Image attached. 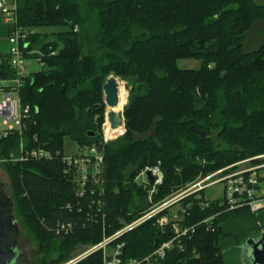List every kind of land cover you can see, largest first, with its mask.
I'll list each match as a JSON object with an SVG mask.
<instances>
[{
	"label": "trees",
	"instance_id": "16d2710c",
	"mask_svg": "<svg viewBox=\"0 0 264 264\" xmlns=\"http://www.w3.org/2000/svg\"><path fill=\"white\" fill-rule=\"evenodd\" d=\"M16 11L26 37L18 44L22 59L41 68L19 76L10 55L0 56V80L21 82L17 96L28 109L20 131L0 138V160L16 223L46 259L53 256L48 264L99 245L199 176L264 154V40L247 48L248 34L264 26V0H18ZM183 60L201 64L181 70ZM110 76L128 89L125 132L100 145L102 86ZM66 138L103 152L98 182L88 181L82 196L65 172ZM38 151L49 157L30 155ZM154 167L159 185H139L137 176ZM202 194L178 202L182 227L193 230L182 250L175 246L153 264H228L227 252L257 224L264 229V211L223 213ZM163 214L108 247L120 244L123 261L143 260L172 239L156 226ZM240 217L250 218L252 232L224 231ZM101 260L96 251L76 264Z\"/></svg>",
	"mask_w": 264,
	"mask_h": 264
},
{
	"label": "built area",
	"instance_id": "2783aa9c",
	"mask_svg": "<svg viewBox=\"0 0 264 264\" xmlns=\"http://www.w3.org/2000/svg\"><path fill=\"white\" fill-rule=\"evenodd\" d=\"M18 0H0V22L6 23L12 26L11 32L9 33L8 42L10 44L8 53L11 57L10 66L14 68L19 76H25L24 61L22 59V54L19 51L18 44L20 41L25 40V35L21 32L19 28L16 27V8ZM21 86V82L18 79L14 81H2L0 80V91L2 95L0 96V138L5 137L10 132L20 131L22 128L21 119L23 114L28 112V109H21L19 96H17V89ZM8 89L3 91L2 89ZM117 138V136L115 137ZM108 137L102 138L100 145L107 144L110 140ZM100 148V147H99ZM34 158H44L49 157L47 152H32L30 154ZM103 152L98 149V146H89L84 149V152L80 153L79 162L75 158L70 156L63 158V163L67 167L65 172L70 175L72 179L76 182L79 187L76 194L82 196L84 193V187L91 181L92 183L98 182V175L101 171ZM264 155L248 159V163L252 162V165H244L241 167L243 162L230 165L227 168L221 169L219 172H215L209 177V179H214V182L205 184V179L198 181L187 189H181L176 191L171 195L169 200L159 203V205L145 218L132 223L131 225L125 226L120 232L115 233L112 238H105L99 245L95 246L96 250H102V260L101 264H153L159 262L163 259L166 253L176 247L182 250L181 240L188 237L189 232H193L192 228L182 227V212L178 214L174 213L173 216L169 215V208L173 207L174 204L178 203L180 200L187 198L190 195H197L204 190V188L210 185L216 186V184L221 185L223 189L222 197L216 200L220 207H222L227 213L233 211H245L248 210L250 214H258L264 211ZM22 160V159H21ZM94 168V170H93ZM236 169L235 171H230L231 169ZM159 179V180H158ZM158 179L154 186L159 185L162 180L160 174H158ZM148 181H145L147 185ZM153 186V187H154ZM200 197V196H199ZM197 199H199L197 197ZM203 205V204H202ZM202 207V206H201ZM167 211V215L163 214L156 220V226L165 233L166 229L172 234V239L162 242L161 245L150 255L141 261L136 259L123 261L120 258V248L121 245H116L111 251L108 249V245L111 241L117 239L122 233L131 231L133 228L143 224L149 218L160 215V213ZM144 217V216H143ZM213 218H208L202 223H208ZM260 227V223L257 224ZM69 230L70 226L65 227L62 225L59 230L64 229ZM59 231V232H60ZM66 232V231H65ZM94 248L90 251L82 254L75 261L70 264H76V261L82 260L83 258L94 252Z\"/></svg>",
	"mask_w": 264,
	"mask_h": 264
},
{
	"label": "rangeland",
	"instance_id": "374dc122",
	"mask_svg": "<svg viewBox=\"0 0 264 264\" xmlns=\"http://www.w3.org/2000/svg\"><path fill=\"white\" fill-rule=\"evenodd\" d=\"M41 31H43V30H41ZM248 35H249L248 36L249 37V43L247 45V48L248 49H252V48H254L255 45L258 44L259 40H260V42L264 40V26H262V27L261 26L254 27L253 28V32L249 33ZM247 48L245 46V50H247ZM200 64H201V62H199L198 60L197 61H195V60H183V61H178L177 62L178 68L181 69V70H183V69L197 70L200 67ZM24 68H25V73L28 75V73L39 71L41 67L39 66V64L37 63V61L35 59L28 58L27 60L24 61ZM110 77H112V76H110ZM114 78L116 79L117 84H120L121 89H123V91L126 92V94H127L126 101H125L124 105L122 106L123 108L121 110V113L123 114V111H124V108H125L124 106L127 104V98H128V94L129 93H128V89H126L125 82H123L119 78H116V77H114ZM1 95H2V92L0 91V96ZM106 112L109 113V109L107 107H105V105H104V115H103V118H102V122L103 123L101 124V127H100V136H101L100 141H102V138L105 137L104 135H105V132L107 131V129L110 128L109 123L106 121V117H105ZM121 121H122V124L120 126H118V127L123 129V132L119 136H117V138H115V140H117L118 138L123 136V133L125 132L123 117H122ZM115 140H110L107 143L114 142ZM84 149L85 148H77V146L73 142H71L69 139H67V138L64 139L63 151H64V154H65L66 157H68V156H70L71 158L74 157L75 160L77 159V161L79 162L80 161L79 160L80 153L84 152ZM260 155H264V154H258L257 156H260ZM257 156H255V157H257ZM252 158H254V157L243 159V161H246V160L252 159ZM15 160H16V157L12 159L13 162H15ZM243 161H240V162H243ZM240 162H237V163H240ZM4 163H5L4 159L0 160V182L3 185L4 192L7 195H9V182L7 181V175H6V173H5V171H4L3 167H2V165ZM246 163H248V161L243 162L241 167L246 165ZM234 164H236V163H234ZM230 165H233V164H230ZM248 165H252V162L248 163ZM224 168H227V167H224ZM224 168H222V169H224ZM236 169H239V168H235V169L233 168L230 171H235ZM93 170H94V168H93ZM220 170H215V172H219ZM146 171H150L152 177H154V183L152 185H150L147 182L148 183L147 185H149L150 187H153L155 185L156 180L158 179V174H160V176H161V173H160L159 169L156 168V167H154V168H145L144 171H142L137 176L136 182L139 185L145 186V184H146L145 181H147V177L145 176V172ZM215 172H213L211 174H208V176H205V177L199 176L198 178H196L192 182L187 183V185L185 187L181 188V189H187L192 184H194V183H196L198 181H201L203 179L206 180L205 184H209L211 182H214V179H209V178H212V177H209V176H211L212 174H215ZM181 189H179L178 191H180ZM152 192L153 191L151 190L150 194ZM202 192H203L202 199H204L206 201H210V202H216V200H219L222 197L223 189H222L221 185H219V184L217 185L216 184V186L210 185L209 187L204 188V190H202L200 193H202ZM197 197L200 198L199 196H196V198ZM169 199L170 198H165L162 201H160L159 203H161L163 201H166V200H169ZM148 200L150 201V196L148 197ZM159 203L152 204V206L145 212V215H143L144 217L141 216L142 218L141 217L140 218L141 219L145 218L146 215L151 213L159 205ZM177 211L182 212V208H181V206L178 203L174 204L173 207L169 208L168 213H169V215L173 216L174 213L177 212ZM222 212L223 213H227L224 209L222 210ZM13 215H14V211H13ZM140 218L135 219V221H132L128 225H131L132 223H135V222L141 220ZM148 220H146V221H148ZM144 223H146V222H144ZM18 225H19V235H18V242H17L16 250L19 253V259H18V261L15 264H42L41 263L42 261H44L45 264H48L50 262V260L53 258V256L47 257V259H46L43 256V254L36 249V244H35L34 238H32L30 236V234L27 232V230L22 228L20 226V224H18ZM128 225H125V226L127 227ZM123 228H121L120 231ZM252 228H253V224H252V221L250 220V218H248V217H246V218L240 217L238 219H231V221L224 226V231L227 232V233H230L231 235H236V237H243L246 234H248L249 232H252L253 231ZM244 243H245V241L243 242V244ZM243 244H239V246L234 247L232 250H230V252H227L225 254V258H226L228 264H240V261H241V259H240L241 247L243 246ZM114 247L110 246V247H107V248L112 251ZM92 248H94V250H95L94 252L97 251L96 248L93 247V246H90V247H85L84 246V247H82V250H83L82 253L76 255V257H73L71 259L63 261L60 264H70L72 261H75L78 257H80L82 254L90 251V249H92ZM98 251H101L102 254H103L102 250H98ZM78 261H80V260H78ZM78 261H76V262H78Z\"/></svg>",
	"mask_w": 264,
	"mask_h": 264
},
{
	"label": "water",
	"instance_id": "95a60500",
	"mask_svg": "<svg viewBox=\"0 0 264 264\" xmlns=\"http://www.w3.org/2000/svg\"><path fill=\"white\" fill-rule=\"evenodd\" d=\"M117 81L114 77H108L105 84L102 86L103 104L108 109L112 110L118 103ZM97 106L88 110L93 111ZM106 121L111 129H114L122 124V113H106ZM87 136L94 137L92 132H87ZM147 181L150 185L154 183L150 171L145 172ZM14 203L10 196L4 190L0 182V264H15L19 259V253L16 250L19 225L16 223L13 215ZM245 256L247 264H264V231L256 239L248 238L241 247V256ZM243 264V263H240Z\"/></svg>",
	"mask_w": 264,
	"mask_h": 264
},
{
	"label": "bare ground",
	"instance_id": "6f19581e",
	"mask_svg": "<svg viewBox=\"0 0 264 264\" xmlns=\"http://www.w3.org/2000/svg\"><path fill=\"white\" fill-rule=\"evenodd\" d=\"M119 86H120V84H118V86H117L118 103L114 107V109H112V110L109 109V112H111L113 114L121 112V110L123 108L122 106L124 105V103L126 101V97H127L126 92H124L123 89H121V86L120 87ZM122 132H123V129H121L120 127H116L114 129H111V127H110L109 129H107L104 136H107L109 139H114L116 136H119Z\"/></svg>",
	"mask_w": 264,
	"mask_h": 264
},
{
	"label": "crops",
	"instance_id": "0c3cea01",
	"mask_svg": "<svg viewBox=\"0 0 264 264\" xmlns=\"http://www.w3.org/2000/svg\"><path fill=\"white\" fill-rule=\"evenodd\" d=\"M11 29V25L0 22V56L8 53L10 47L8 37Z\"/></svg>",
	"mask_w": 264,
	"mask_h": 264
},
{
	"label": "flooded vegetation",
	"instance_id": "af4514ba",
	"mask_svg": "<svg viewBox=\"0 0 264 264\" xmlns=\"http://www.w3.org/2000/svg\"><path fill=\"white\" fill-rule=\"evenodd\" d=\"M264 231V229L263 228H261V227H259L258 228V231L256 232V233H253L252 235H251V239H256L259 235H260V233L261 232H263ZM248 239V238H247ZM246 239V240H247ZM246 242V241H245ZM247 260H246V258H245V256H242V261H240V263H243V264H247Z\"/></svg>",
	"mask_w": 264,
	"mask_h": 264
}]
</instances>
